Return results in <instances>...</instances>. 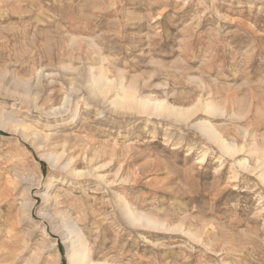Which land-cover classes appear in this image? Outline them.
<instances>
[{
	"label": "rangeland",
	"instance_id": "obj_1",
	"mask_svg": "<svg viewBox=\"0 0 264 264\" xmlns=\"http://www.w3.org/2000/svg\"><path fill=\"white\" fill-rule=\"evenodd\" d=\"M263 154L264 0H0V264H264Z\"/></svg>",
	"mask_w": 264,
	"mask_h": 264
},
{
	"label": "bare ground",
	"instance_id": "obj_2",
	"mask_svg": "<svg viewBox=\"0 0 264 264\" xmlns=\"http://www.w3.org/2000/svg\"><path fill=\"white\" fill-rule=\"evenodd\" d=\"M162 103V102H161ZM161 103H157V104H155L154 106H153V108H154V110H155V112H158V111H161V112H163L164 110H165V112L166 111H169V112H172L173 114H175V115H179V113H181L179 110H174V109H165L163 106H162V104ZM145 104V103H144ZM141 105H143L142 103H141ZM171 108V107H170ZM207 109H211L212 110V108L211 107H208V105H207ZM210 111V110H209ZM208 112V111H207ZM205 130H206V134H207V136L210 138V139H212V140H215V141H217L218 143H219V145H220V149H222L224 152H232V150H231V148H229L228 146H226V144H224V142L220 139V137L218 136V133H216L213 129H212V127H207V128H205ZM233 148V147H232ZM263 156H264V154H263ZM136 218V217H135ZM82 243V242H81ZM78 245V244H77ZM85 248V247H84ZM79 252H80V250H79ZM73 257V256H72ZM80 262H81V260H80ZM82 263V262H81Z\"/></svg>",
	"mask_w": 264,
	"mask_h": 264
}]
</instances>
